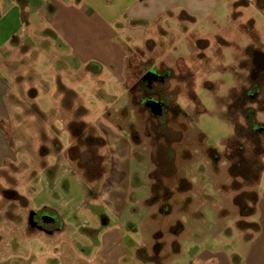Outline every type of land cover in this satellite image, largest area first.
Segmentation results:
<instances>
[{
	"label": "rangeland",
	"instance_id": "374dc122",
	"mask_svg": "<svg viewBox=\"0 0 264 264\" xmlns=\"http://www.w3.org/2000/svg\"><path fill=\"white\" fill-rule=\"evenodd\" d=\"M258 1L264 6V0ZM242 8H245L242 20L231 22L134 24L133 30L127 27L128 31L117 37L103 33L87 35L83 44L74 45L83 72L63 71L48 78L39 72L38 77L45 79L44 91L34 97L35 90L28 84L36 66L30 65L32 54H26V60L21 62L23 86L11 96V103L18 107H11V119L3 123L12 156L0 167V264H68L72 258L86 261L88 257L92 258L91 264H96L95 238L85 235V228L80 226L85 223L86 229L93 227L88 213L73 211L72 228L51 234L46 233L47 229L29 225V215L37 209L55 213L62 210L55 205L41 207L49 199L47 191L55 192L69 211L77 208L84 195L85 198L100 196L103 188L109 185V178L105 179L111 168L110 151L103 144L104 134L93 127L101 119L100 125L106 132L112 128L126 131L129 154L142 162L133 164L132 168L143 176L148 171L151 197L155 198L154 211H158L159 201H170L168 209L177 213L181 204L175 197L190 195L188 181L203 183L201 185L211 194L208 200L212 201L202 204L205 225L212 226L213 208L237 192L226 188L223 193H217L212 175L207 173V167L213 162L205 149L218 152L221 160L214 168L219 169L215 173L217 179L230 182L224 152L225 142L235 133V127L226 117L225 100L228 101L233 87L246 89L250 86L253 53L264 51V13L254 6ZM249 18L256 21L253 27L247 23ZM3 31L5 29L0 30ZM92 57L102 64L100 71L99 67H92L89 60ZM67 62L55 59L52 74ZM19 64L13 63L12 67ZM151 68L167 72L168 76L165 82H155L149 90L140 79ZM44 69L40 67L38 71ZM46 80L53 85L48 86ZM125 86L130 88L129 93ZM33 98L38 110L54 115L52 119L38 113ZM144 98H161L167 111L160 117L154 116L144 105ZM68 112H71L69 117H62ZM256 118L264 122V110L258 111ZM237 120L244 122L242 116ZM83 128L87 135L95 138L86 139L81 135ZM199 133L204 135L203 146L198 143ZM56 158V164L52 165ZM59 169V174L77 176L69 179V191L63 184L55 191L46 187L48 182L52 184ZM262 173L261 181L264 169ZM95 179L97 185L93 186ZM194 192L191 194L195 196ZM146 193L144 188L137 190L139 198H144ZM86 205L94 213L106 211L105 205L96 200ZM245 225L239 223L241 228ZM246 227L252 230L251 225ZM143 237L141 231L135 234L137 241Z\"/></svg>",
	"mask_w": 264,
	"mask_h": 264
},
{
	"label": "crops",
	"instance_id": "0c3cea01",
	"mask_svg": "<svg viewBox=\"0 0 264 264\" xmlns=\"http://www.w3.org/2000/svg\"><path fill=\"white\" fill-rule=\"evenodd\" d=\"M247 5L254 6L261 14L264 13V6L258 0H0V30L5 29L0 32V167L12 156L3 123L11 119V107H18V104L11 103V96L23 86L21 62L26 60V54H32L30 65L36 66L28 84L29 88L35 90L34 97L38 92L44 91L42 83L45 79L38 77L39 72L47 78L63 71L74 74L83 72V67L78 64L80 55L74 45L83 44L87 35L103 33L117 37L125 30L128 31L127 27L133 30L134 24L142 26L146 23H219L223 20H242L245 9L242 6ZM234 12L237 14L233 15ZM250 20L256 23L253 18L247 21ZM128 34L130 35H126ZM63 44L66 47L62 48ZM127 58L126 55L124 77ZM55 59L68 62L63 63L62 68L52 74L51 68ZM89 60L93 63L92 67H99V71L102 69V64L95 58ZM16 62L20 64L12 67ZM38 67L46 69L38 71ZM45 82L48 86L53 85V82ZM124 82L123 80V84ZM129 89L125 86L127 93ZM34 99L33 105L38 110L39 106ZM64 107L69 108L65 105ZM38 113L51 119L54 116L46 111L38 110ZM63 115H71V112L62 114V117ZM102 122L103 119L99 120L93 127L104 134L105 147L110 151L108 161L111 162V168L105 179L109 178V185L103 188L100 196L85 198L84 195V200L77 204L75 210L68 211L59 196L54 195L55 192L47 191L49 199L41 204V207L55 205L62 209L55 214L62 220L63 231L72 228L70 220L73 211L83 210L88 213L93 220V227L86 229L85 223L80 226L85 228V235L95 238L94 245L98 253L96 264H264L263 173L255 188L257 199L248 203V212H241L235 205L234 193L231 198L223 199V202H218L213 208L214 221L211 227H206L202 209L205 201L212 202L208 200L211 194L204 189L203 183L201 185L188 181L187 192L190 195L175 197L181 204L177 213L176 210L168 209L170 201H159L158 211H154L155 199L151 197L148 171L143 176L132 168L133 164L142 162H137L129 154L126 148V131L112 128L106 132L100 125ZM85 129L80 130L81 134H87ZM56 162L57 158L52 165ZM207 168L217 193L221 194L229 188L231 181L220 182L216 176L219 169L216 171L214 164ZM59 173L60 169L57 170L52 184L48 182L46 187L51 191L54 188L55 191L63 184L66 191H69V179L76 175ZM96 179L92 180L93 186L97 185ZM261 182L262 187L259 188ZM88 185L90 188L91 185ZM139 188L146 190L144 198L137 196ZM82 191L86 194L83 189ZM192 191L195 196L191 194ZM187 197L190 201L182 207ZM69 200L72 197L69 196ZM94 200L104 204L106 211H89L86 202L91 203ZM231 204L232 207L229 206ZM251 209L253 210L250 211ZM165 220L168 223L163 224ZM240 222L246 225L241 228ZM247 225H251L252 230ZM138 231L144 234L141 241L135 238ZM67 251L71 253L69 246ZM184 251L188 254H183ZM91 263L92 258L89 257L86 261L83 258H72V262H68Z\"/></svg>",
	"mask_w": 264,
	"mask_h": 264
},
{
	"label": "trees",
	"instance_id": "16d2710c",
	"mask_svg": "<svg viewBox=\"0 0 264 264\" xmlns=\"http://www.w3.org/2000/svg\"><path fill=\"white\" fill-rule=\"evenodd\" d=\"M247 23L253 27V20ZM263 80L264 72L256 73V70L252 68L250 86L246 89L233 87L228 95V101L225 100V114L233 123L235 133L225 142L224 157L231 179L229 188L237 192L234 202L243 213L248 212V203L255 202L257 199L256 189H247V187H257L264 169V122L256 118L257 112L264 110ZM238 116H242L243 123L237 120ZM203 141L204 135L199 133L200 146H203ZM205 153L213 164L218 166L221 160L218 152L212 148H206ZM155 181L157 182V179ZM156 182L155 185L158 184ZM189 201L190 198L187 197L182 207Z\"/></svg>",
	"mask_w": 264,
	"mask_h": 264
},
{
	"label": "flooded vegetation",
	"instance_id": "af4514ba",
	"mask_svg": "<svg viewBox=\"0 0 264 264\" xmlns=\"http://www.w3.org/2000/svg\"><path fill=\"white\" fill-rule=\"evenodd\" d=\"M253 55H254L253 56V65H254L253 68L256 70V73L264 72V51L256 50ZM157 72L160 74V77L163 76V80H158V81H156V83L165 82L166 78L168 76V73L167 72L164 73V72L158 71V70H157ZM140 82L144 83L146 85L145 86L146 89H149V90L153 88V84L155 83V82L149 83L146 80H142V77L140 79ZM142 100L144 102L146 100V98H144ZM157 100H160V101L163 102V100L161 98H157ZM163 104H164V112H166L167 111V105L165 104V102H163ZM80 134H81V132H80ZM81 135H83L86 139L95 138V137H93V135H89V134L88 135L87 134L86 135L85 134H81ZM78 137L81 139V137L79 135H78ZM98 138H100V137H98ZM103 144L105 145V141H104ZM36 211H37V213H35V215H34V220L37 222V225L40 227V229H42V230H44V229L46 230L47 229L46 233H50L51 234L54 231L56 232V231H59V230H61L63 228L62 220L55 214V212L50 211L48 209H37ZM46 213H50L52 215H55L56 217L54 219L48 221L49 218L46 216Z\"/></svg>",
	"mask_w": 264,
	"mask_h": 264
},
{
	"label": "water",
	"instance_id": "95a60500",
	"mask_svg": "<svg viewBox=\"0 0 264 264\" xmlns=\"http://www.w3.org/2000/svg\"><path fill=\"white\" fill-rule=\"evenodd\" d=\"M142 80H146L149 83H153V82H156L158 80H163V76L160 77V74L157 72V70L155 68H151L142 76ZM144 105L150 110V112L154 116L160 117L164 113V104L160 100H157L155 98H149V99H146L144 101ZM35 213H37L36 210H33L30 212L29 225H31L32 227H35V226L39 227L37 225V222L34 220ZM46 216L49 218L48 221L52 220L56 217L55 215H52L50 213H46Z\"/></svg>",
	"mask_w": 264,
	"mask_h": 264
}]
</instances>
